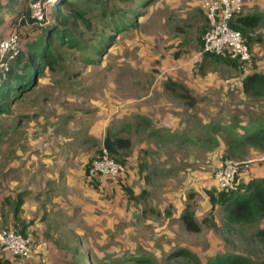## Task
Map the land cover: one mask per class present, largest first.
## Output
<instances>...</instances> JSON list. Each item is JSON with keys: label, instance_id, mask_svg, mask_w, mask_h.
<instances>
[{"label": "crops", "instance_id": "1", "mask_svg": "<svg viewBox=\"0 0 264 264\" xmlns=\"http://www.w3.org/2000/svg\"><path fill=\"white\" fill-rule=\"evenodd\" d=\"M199 5L200 0L165 1L167 26L182 24L169 43L183 46L191 25L197 36L204 34L208 21ZM244 12L263 17L250 32L256 59L251 71L204 56L201 46L157 62L155 45L136 37L129 49L147 54L142 65L130 60L127 67L151 68L150 77H130L127 90L89 88L67 102L49 95L52 101L43 107L18 111L0 150V225L24 231L32 253L28 259L4 254L11 264H63L67 257L90 256L91 247L98 252L95 244H109L118 255L139 251L137 244L151 243L162 228L157 218L167 208L168 233L174 234L170 226L186 228L183 215L191 211L196 217L194 204L209 199L205 188H211L195 147L211 139L223 109L243 108L251 99L243 91L246 75L264 73V0H245ZM93 78L83 77L88 85ZM182 86L195 98L193 105L179 97ZM107 136L130 141L128 150H116L126 174L118 182L99 176L90 185L87 164Z\"/></svg>", "mask_w": 264, "mask_h": 264}, {"label": "rangeland", "instance_id": "2", "mask_svg": "<svg viewBox=\"0 0 264 264\" xmlns=\"http://www.w3.org/2000/svg\"><path fill=\"white\" fill-rule=\"evenodd\" d=\"M35 1L23 0L24 9L29 12ZM38 1L44 18L43 21L37 20L34 23L27 19L22 24L23 50H28L29 44L37 39L44 27L57 25L64 36L63 40L55 37L51 47L58 61L53 69H46L41 75L36 70L32 74L35 82L33 80L34 84L28 91L19 93L12 89L9 99L3 101L0 110V150L3 138L15 126L18 111L40 105L43 107V104L52 101L49 95H62L67 102L66 98L80 95L89 88L97 91V87H102L111 92L118 91L121 87L127 90L130 77H150L151 68L131 71L127 67L130 60L142 65L147 54H140L136 47L129 49L131 39L138 37L152 42L158 50L155 55L157 62L169 60L174 55L176 58L191 53L194 48L202 47L203 35L197 36L198 32L193 25L187 29L186 43L183 46L182 43L177 46L169 43L174 40L171 37L173 32L182 24L176 21L167 26V14L163 9L166 0H70L63 3L59 18L51 12V4L57 0ZM9 17L11 14L7 13V9L0 13V42L7 35L4 34L5 26L3 28L2 22ZM171 48H174V54L168 55L167 51ZM252 53L253 62L244 66L248 71L253 70V64L255 66L253 50ZM26 63L28 60L21 56L19 60L11 61L10 65L21 70ZM1 69L0 67V88L6 80ZM153 71L158 72L156 69ZM89 75L94 76L93 85H88L83 79ZM98 78L102 86L96 84ZM56 101L63 100L54 98V103ZM223 111L222 115L215 116L219 118L216 121H219L220 126L210 133L211 139L204 142L203 147H195L196 156L200 157L203 167L209 170L211 183L206 187L211 188H205L207 198L208 192L220 190L215 175L227 161L238 164L240 179L264 178V146L247 139L250 133L264 127V97H251L243 108H226ZM216 142L218 146H215ZM197 203L194 204L197 212L194 218L201 226L199 232H188L186 228L170 226L174 233L170 235L169 225L166 223V217L170 215L167 208L165 214H160L157 218L162 228L153 231L155 235L151 243L137 244L141 247L139 251L130 252L125 249L120 255L109 251V244H95L98 252L90 248L92 264H212L215 258L226 256L239 257L246 264L264 261L263 216L254 212L244 221L233 222L222 209L213 208L209 199L203 197ZM189 213L193 214L191 211ZM84 256H75L71 260L67 257L62 261L65 262L63 264H89ZM3 258V251L0 250V260Z\"/></svg>", "mask_w": 264, "mask_h": 264}, {"label": "trees", "instance_id": "3", "mask_svg": "<svg viewBox=\"0 0 264 264\" xmlns=\"http://www.w3.org/2000/svg\"><path fill=\"white\" fill-rule=\"evenodd\" d=\"M38 1V0H36ZM70 0H57L56 2L51 4V12L56 17L59 18L61 16V7L63 3ZM23 0H0V13L3 10L7 9V13L11 14V17L5 18V22L3 21V28L5 26L4 34L7 35L13 30L17 29L19 34L21 48L19 53L12 59L4 58L3 61L7 63L6 67L2 68V76L6 79L0 88V110L1 106L4 104V100L9 99L11 96L12 89L21 92H26L32 87L33 83V73L36 70H39V75L43 74L46 69H53L58 60L53 54L51 47L53 45V41L55 37L61 38L63 40V34H61L59 30V26L52 25L46 26L42 29L41 34L37 37V39L33 40L29 46L28 50H23V41L21 36V26L24 25V22L28 19L29 22H36L35 19L31 17L30 11L24 9ZM263 17L261 14L257 15H245L243 11L231 22V26L241 31V33L247 38V43L251 48V36L250 32H252L255 28L259 26ZM8 21V22H7ZM8 24V25H7ZM7 25V27H6ZM119 27V26H118ZM208 28V27H207ZM7 29V30H6ZM205 33V32H204ZM6 35V36H7ZM5 36V37H6ZM36 37V36H35ZM21 56L25 57L28 60V63L24 64L21 70L10 65V62L13 60H19ZM211 56V55H204ZM212 57V56H211ZM223 62L238 65L241 69H244V66L252 63H239L234 60L213 56ZM253 58V56H252ZM253 60V59H252ZM255 66L253 64V68ZM29 82V83H28ZM35 82V80H34ZM243 91L248 97H264V73L261 72H252L246 75L243 80ZM179 97L186 101L188 105H193L195 98L190 94L189 90L184 86L179 90ZM247 139H251L261 145L264 146V127L258 128L256 131L250 133ZM131 144L129 140L115 138L112 139L110 137H106L104 141V147L109 155L114 158L116 161L124 164V161L119 159L116 154L117 148H122L128 150ZM102 147L99 149L97 155L92 158L86 167V172L89 167L90 162L95 159L102 151ZM86 176V174H85ZM239 174H237L235 178L236 186L234 189L227 190H219L214 193L208 192V198L213 208L219 207L225 213L228 214L230 219L233 222H241L256 212L264 217V178L253 177L250 179H240ZM99 178V177H98ZM97 178V179H98ZM97 179L86 181L90 185H94ZM126 192L129 196L132 197L131 191L126 189ZM19 208V205L18 207ZM182 220L185 224L186 230L188 232H199L201 230L200 224L195 220L193 214L186 212ZM5 228V227H3ZM11 229V228H8ZM14 230L17 233L24 234V231ZM28 237V236H26ZM3 254H6L3 252ZM18 258V257H16ZM89 264H92V257L89 254H86L85 257ZM21 259V258H20ZM0 264H11V261L7 259L4 255V258L0 260ZM212 264H246L239 257H220L215 258ZM256 264H264V261L257 262Z\"/></svg>", "mask_w": 264, "mask_h": 264}, {"label": "built area", "instance_id": "4", "mask_svg": "<svg viewBox=\"0 0 264 264\" xmlns=\"http://www.w3.org/2000/svg\"><path fill=\"white\" fill-rule=\"evenodd\" d=\"M200 9L208 21V28L202 37V55L220 56L239 63L252 61L253 53L247 43V38L241 31L234 29L231 22L245 9V0H200ZM31 16L36 21H43L44 14L40 1H35L30 7ZM21 43L17 29H13L0 42V65L6 67L4 58L12 59L20 51ZM126 166L112 158L102 147L101 153L93 159L86 172L88 181L105 176L112 182H118L126 174ZM238 164L227 161L216 175L220 190L234 189L238 174ZM0 250L13 256L28 259L32 253V242L14 230L0 227Z\"/></svg>", "mask_w": 264, "mask_h": 264}]
</instances>
